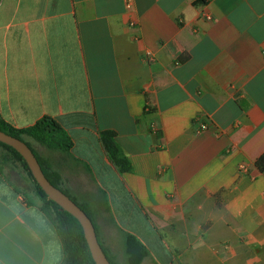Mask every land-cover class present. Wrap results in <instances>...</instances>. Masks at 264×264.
<instances>
[{"label": "crops", "instance_id": "crops-1", "mask_svg": "<svg viewBox=\"0 0 264 264\" xmlns=\"http://www.w3.org/2000/svg\"><path fill=\"white\" fill-rule=\"evenodd\" d=\"M43 116L72 147H31L114 264L126 234L147 249L141 264H264V0H0V119ZM28 187L0 159V264H62Z\"/></svg>", "mask_w": 264, "mask_h": 264}, {"label": "trees", "instance_id": "trees-1", "mask_svg": "<svg viewBox=\"0 0 264 264\" xmlns=\"http://www.w3.org/2000/svg\"><path fill=\"white\" fill-rule=\"evenodd\" d=\"M0 130L22 140L26 143V145H28V147L32 150L35 157L37 158L44 175L51 182V184L63 191L91 219L98 239L96 226L88 209L85 206L79 204L70 194H68L66 190H63L61 188L60 175L56 171H53L52 167H50L48 164H44L40 156H38L31 147L30 141H33L49 151H57L67 154L72 147V141L69 135L57 123V121H55L50 116H43L29 127L14 129L0 119ZM98 137L107 158L115 167L117 172L124 173L126 171H129L130 164L126 160L121 148L116 142V133L112 130H99ZM0 147L8 151L16 161L21 163L39 197L42 198L46 204L51 205L54 208L57 220L56 225H53L61 241L64 252V260L62 264H95L86 243L83 230L78 221L69 213L62 210L56 203L48 199L46 194L34 180L27 167L26 162L17 151L2 142H0ZM255 166L260 171H264V155H261L256 160ZM43 213L45 214V212ZM98 242L100 243L99 239ZM102 249L110 264H114L106 254V251L103 247ZM124 254L126 264H141V262L149 256L147 249L134 236L130 234H126L124 237Z\"/></svg>", "mask_w": 264, "mask_h": 264}, {"label": "water", "instance_id": "water-1", "mask_svg": "<svg viewBox=\"0 0 264 264\" xmlns=\"http://www.w3.org/2000/svg\"><path fill=\"white\" fill-rule=\"evenodd\" d=\"M0 142L17 151L27 164L34 180L48 199L56 203L62 210L69 213L80 224L91 257L95 264H110L100 243L98 242L94 225L86 213L63 191L51 184L44 175L41 166L32 150L22 140L0 130Z\"/></svg>", "mask_w": 264, "mask_h": 264}, {"label": "rangeland", "instance_id": "rangeland-1", "mask_svg": "<svg viewBox=\"0 0 264 264\" xmlns=\"http://www.w3.org/2000/svg\"><path fill=\"white\" fill-rule=\"evenodd\" d=\"M1 148H2V147H1ZM2 149L5 151V154H4L0 159L3 160L4 162L12 161V162L16 163L17 166H19V169H21V170L23 171V173H24L25 180H26V182H27V185L29 186L28 188L31 189V192H30L31 196H30V194H29L30 199H31V197H33V196L36 195V197H38V199H39V201H40V202H39V208H40L43 212H45L46 216H48V218L53 222V224L56 225L57 216H56V214H55V212H54V208H53L51 205L46 204L45 201H44L42 198L39 197V195L37 194V192H36V190H35V188H34L32 182H31L30 178H29L28 175H27V172L23 169L21 163L18 162V161H16V160L12 157V155H11L8 151H6L4 148H2ZM35 150H36V149H35ZM53 171H54V170H53ZM77 200H78L79 202H82V201H81L80 199H78V198H77ZM94 220L96 221L97 219L94 217ZM98 227H99L98 230H100V231H99V237H100V240H101L102 242H104L106 245H108V242H107L106 239L104 238L103 229H102L101 225L98 224ZM109 247H110V246H109ZM115 251H116V255H117V252H118V251H117V247L115 248ZM116 259H117L118 261H120V260L122 259V255H121V256L118 255V258H116ZM123 260H124V261L120 262V264H126V263H125V259H123ZM144 264H152V263L149 262V261H146V262H144Z\"/></svg>", "mask_w": 264, "mask_h": 264}]
</instances>
